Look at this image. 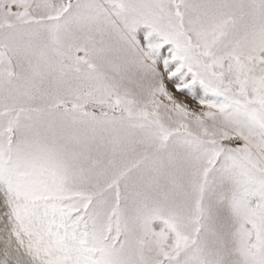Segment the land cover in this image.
<instances>
[{
  "label": "snow or ice",
  "instance_id": "obj_1",
  "mask_svg": "<svg viewBox=\"0 0 264 264\" xmlns=\"http://www.w3.org/2000/svg\"><path fill=\"white\" fill-rule=\"evenodd\" d=\"M0 264H264V0H0Z\"/></svg>",
  "mask_w": 264,
  "mask_h": 264
}]
</instances>
